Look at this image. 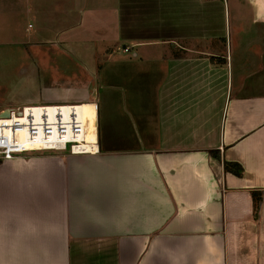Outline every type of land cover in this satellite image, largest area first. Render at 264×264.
Here are the masks:
<instances>
[{
    "label": "crops",
    "instance_id": "1",
    "mask_svg": "<svg viewBox=\"0 0 264 264\" xmlns=\"http://www.w3.org/2000/svg\"><path fill=\"white\" fill-rule=\"evenodd\" d=\"M71 1L99 152L0 163V264H264V0ZM41 3L0 0V55Z\"/></svg>",
    "mask_w": 264,
    "mask_h": 264
},
{
    "label": "rangeland",
    "instance_id": "2",
    "mask_svg": "<svg viewBox=\"0 0 264 264\" xmlns=\"http://www.w3.org/2000/svg\"><path fill=\"white\" fill-rule=\"evenodd\" d=\"M30 3L33 5L34 0ZM80 15L81 12L74 11L71 0H42L38 14L32 12L21 16L17 23L19 37L14 36L16 33L5 31L7 34L2 36L3 43L10 45L11 51L0 55V107L74 104L85 100L82 96L98 82L92 80L95 71L88 68L86 62L89 61L83 59L85 54L70 55V41L78 39L84 42L89 40L88 36L95 38L94 29L87 22L81 23L82 27L76 32L72 31L79 23ZM101 19L105 21V18ZM26 30L25 46L19 45L24 43L20 39ZM109 39L112 38L91 39L96 43L97 57L108 60L118 54L117 47L110 44ZM109 45L114 48L112 53L105 52ZM100 115L102 128H109L108 124H113V108L101 110ZM110 137L113 138V135ZM35 152L55 153V150L25 154ZM59 152L70 154L68 149Z\"/></svg>",
    "mask_w": 264,
    "mask_h": 264
},
{
    "label": "built area",
    "instance_id": "3",
    "mask_svg": "<svg viewBox=\"0 0 264 264\" xmlns=\"http://www.w3.org/2000/svg\"><path fill=\"white\" fill-rule=\"evenodd\" d=\"M94 103V134L87 139L88 120L76 112L74 104H38L10 107L9 116H0V159H12L31 151H65L71 154L99 152L98 103ZM69 105L70 109L62 110ZM52 107L53 110H48ZM37 109V110H36ZM4 109H0V113ZM25 133L27 142L15 139Z\"/></svg>",
    "mask_w": 264,
    "mask_h": 264
},
{
    "label": "bare ground",
    "instance_id": "4",
    "mask_svg": "<svg viewBox=\"0 0 264 264\" xmlns=\"http://www.w3.org/2000/svg\"><path fill=\"white\" fill-rule=\"evenodd\" d=\"M69 105H65L64 107H62V110L66 111L67 109H70V107H68ZM48 110H53L52 107H48ZM37 110V109H36ZM75 110L77 113H79L80 115H82L83 117L87 118L88 120V132H87V139H91L94 134V125H95V121H96V110H95V106L94 103H82V104H77V106L75 107ZM15 139H17L18 141H22V142H27L26 140V134L25 133H20L18 132L16 134Z\"/></svg>",
    "mask_w": 264,
    "mask_h": 264
},
{
    "label": "trees",
    "instance_id": "5",
    "mask_svg": "<svg viewBox=\"0 0 264 264\" xmlns=\"http://www.w3.org/2000/svg\"><path fill=\"white\" fill-rule=\"evenodd\" d=\"M212 154L215 156H218L216 151H212ZM3 160H7V159H0V163ZM224 168H225V170L233 172L234 174H236L238 176H241L243 174V167L237 162H228L227 161L224 163Z\"/></svg>",
    "mask_w": 264,
    "mask_h": 264
},
{
    "label": "water",
    "instance_id": "6",
    "mask_svg": "<svg viewBox=\"0 0 264 264\" xmlns=\"http://www.w3.org/2000/svg\"><path fill=\"white\" fill-rule=\"evenodd\" d=\"M9 113H10V107H7L4 109L3 112L0 113V116L7 117L9 116Z\"/></svg>",
    "mask_w": 264,
    "mask_h": 264
}]
</instances>
